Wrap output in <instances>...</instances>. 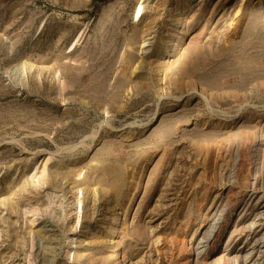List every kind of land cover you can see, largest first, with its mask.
I'll use <instances>...</instances> for the list:
<instances>
[{
	"label": "rangeland",
	"instance_id": "1",
	"mask_svg": "<svg viewBox=\"0 0 264 264\" xmlns=\"http://www.w3.org/2000/svg\"><path fill=\"white\" fill-rule=\"evenodd\" d=\"M0 264H264V0H0Z\"/></svg>",
	"mask_w": 264,
	"mask_h": 264
}]
</instances>
